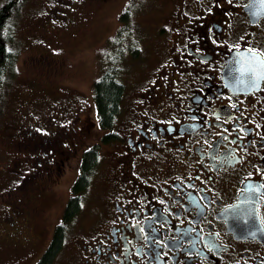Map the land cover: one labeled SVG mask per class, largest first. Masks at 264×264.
Here are the masks:
<instances>
[{
	"label": "flooded vegetation",
	"instance_id": "flooded-vegetation-1",
	"mask_svg": "<svg viewBox=\"0 0 264 264\" xmlns=\"http://www.w3.org/2000/svg\"><path fill=\"white\" fill-rule=\"evenodd\" d=\"M109 1L26 6L41 16L17 37L22 49L48 52L28 55L18 78L20 48L0 80V155L18 175L0 174L12 198L0 241L33 264L58 229L53 264H264V0H154L145 11L131 0L103 39L101 74H116L124 96L102 128L93 85L72 94L48 79L67 64L64 39ZM24 4L4 1L0 34ZM147 11L159 54L149 70ZM55 196L44 236L38 215Z\"/></svg>",
	"mask_w": 264,
	"mask_h": 264
},
{
	"label": "rangeland",
	"instance_id": "rangeland-1",
	"mask_svg": "<svg viewBox=\"0 0 264 264\" xmlns=\"http://www.w3.org/2000/svg\"><path fill=\"white\" fill-rule=\"evenodd\" d=\"M3 1L4 0H0V4H2ZM31 1L32 0H25V4L21 6V15L16 14L14 15L15 17L9 18L7 27L9 25L10 27H13L15 32L21 31L23 34L24 28L31 27L32 22L37 21L34 19H38L41 16V12L32 10L30 7H26L28 3H31ZM36 2L39 4L41 0H34V3ZM130 2L131 0H110L104 5L93 7L94 11L92 17L88 21H83L77 34L64 39L60 48L63 52L62 57L65 58L67 64L62 67L56 75H51L48 79L53 87L62 85L61 87L68 89L72 94L76 93V89L86 95L88 90L92 93V85L96 80H98L101 74L100 68L102 67V56L105 51L103 39L107 32L111 28H114L118 15L121 13L124 6L130 4ZM150 3L155 5L154 0H143V2L142 0H137V10L139 7L142 11H145L146 7L148 10H153L149 5ZM152 13H155V11ZM151 15L152 14L147 11L145 16H143V14L141 15V19L139 17L137 18V20L140 19L141 22H139L141 29L140 34L144 32L143 35L146 39L144 40L145 46L148 45L147 50L142 55L140 63L142 64L143 62L148 70L154 66L155 62L159 58V54L156 55L158 45L153 39L157 36V33L152 30L153 20ZM16 28H19L20 30H16ZM51 35L52 36H48L49 38H46H48L49 45L54 47V33ZM149 36L152 38H149ZM19 46L22 49L23 43L21 42ZM47 52V49L39 48L36 45H32V47L26 49L25 51L22 49V53L19 55L17 63L19 70L21 69L19 77L22 78L28 76L27 72L23 71L24 68L22 69L24 60L25 62L27 61L28 55H38ZM148 61L151 62L150 66L148 65ZM3 120L6 122L9 121L8 118H3ZM9 165L8 158L4 154L0 155V174L4 175L8 184H12L17 181L18 175L8 170ZM2 193V183L0 181V238L3 234L1 233V229L3 227L2 219L6 215L5 211L8 210L12 204V198L9 195H2ZM3 194H5V192ZM56 196L53 197V199L47 198L45 203L49 201V207H47L46 210L44 208V211L47 212L38 215L39 223L37 224V227L42 229L44 236H46V233L48 232L47 228L49 226L48 216H50V214L48 211L54 212L59 208L60 202H58V197ZM37 258L38 256H19L18 253L14 252V249L11 246L0 241V264H33L36 262ZM61 258L63 257H60L57 264H61Z\"/></svg>",
	"mask_w": 264,
	"mask_h": 264
},
{
	"label": "trees",
	"instance_id": "trees-1",
	"mask_svg": "<svg viewBox=\"0 0 264 264\" xmlns=\"http://www.w3.org/2000/svg\"><path fill=\"white\" fill-rule=\"evenodd\" d=\"M4 1L6 2V0ZM4 1L2 4H0V18L2 16V6ZM11 4L15 6L16 3L12 1ZM26 29H28V27L24 28V32L22 34L21 31L15 32L13 27H10L7 28L5 33L6 37L3 36L2 33L0 34L2 37L0 38V80H2L4 77H13L14 63L19 55L21 46H19L21 41L17 37L23 36L25 39H27L29 33L26 32ZM16 30L20 29L16 28ZM116 77V74L113 73L112 75L110 71H104L98 80L93 83L94 99L99 114L100 126L102 128L108 127L112 123L120 110L121 102L123 100L124 86ZM7 122L9 123V121ZM94 158L93 150L86 153L84 162V170L86 173L94 164ZM82 182L83 179H80L78 184H81ZM74 208H76V205L71 204L69 206V211L70 209L73 210ZM62 245L63 239L61 238V231L58 229L52 244L36 264H53L56 254L59 252Z\"/></svg>",
	"mask_w": 264,
	"mask_h": 264
},
{
	"label": "snow or ice",
	"instance_id": "snow-or-ice-1",
	"mask_svg": "<svg viewBox=\"0 0 264 264\" xmlns=\"http://www.w3.org/2000/svg\"><path fill=\"white\" fill-rule=\"evenodd\" d=\"M241 71L243 72V70L241 69Z\"/></svg>",
	"mask_w": 264,
	"mask_h": 264
},
{
	"label": "bare ground",
	"instance_id": "bare-ground-1",
	"mask_svg": "<svg viewBox=\"0 0 264 264\" xmlns=\"http://www.w3.org/2000/svg\"><path fill=\"white\" fill-rule=\"evenodd\" d=\"M123 79V78H122Z\"/></svg>",
	"mask_w": 264,
	"mask_h": 264
}]
</instances>
